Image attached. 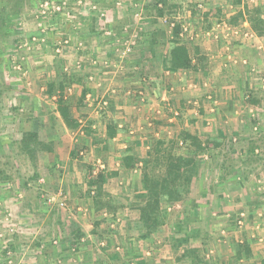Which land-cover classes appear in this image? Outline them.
Returning <instances> with one entry per match:
<instances>
[{
  "label": "rangeland",
  "instance_id": "374dc122",
  "mask_svg": "<svg viewBox=\"0 0 264 264\" xmlns=\"http://www.w3.org/2000/svg\"><path fill=\"white\" fill-rule=\"evenodd\" d=\"M161 1L26 0L18 14L9 6V38L0 41V259L12 228L39 231L37 239L19 241L20 250L40 248L43 261L48 256L52 264L62 259L54 260L55 254L72 249L82 258L88 251L87 264H188L183 250L201 249L203 241L206 264H264V34H256L246 19L229 22L247 4L264 18V0ZM216 7L222 13L207 16ZM174 41L187 48L193 64L201 56L206 63L196 70L166 69ZM89 67L98 74L94 81L83 77ZM148 89L157 90L158 98ZM60 95L73 108L71 120L82 125L74 140L56 122L54 129L41 128V116L53 118ZM41 106L48 107L45 114ZM114 120H121V128ZM93 124L105 127L103 132L89 128ZM36 130L40 137L30 138ZM95 130L98 137L91 136ZM117 132L125 135L117 145L85 144ZM182 134L197 138L202 153L190 141V149L182 144ZM157 142H176L175 153L195 162L197 172L181 199H163L161 226L142 239L138 207L146 197L139 171ZM126 150L138 159L127 172L116 166ZM98 164L108 174L103 189L117 207L113 215L94 213L87 192L88 172ZM7 201H36L40 208L9 212ZM19 209L28 218L23 224H16ZM6 216L10 225L2 221ZM186 233L189 244L177 245ZM245 245L246 254L235 256Z\"/></svg>",
  "mask_w": 264,
  "mask_h": 264
},
{
  "label": "trees",
  "instance_id": "16d2710c",
  "mask_svg": "<svg viewBox=\"0 0 264 264\" xmlns=\"http://www.w3.org/2000/svg\"><path fill=\"white\" fill-rule=\"evenodd\" d=\"M24 1V2H23ZM26 0H0V41H5L9 38L8 30V14L11 12L9 6L13 5V13L18 14L20 8H22L23 3ZM163 3V0L161 1ZM240 0H235L234 4H239ZM213 11V12H212ZM221 10L216 7L215 9L207 10V16L217 15ZM222 13V12H221ZM159 15H162L159 13ZM246 19L250 24L251 29L258 35L264 34V18H261V10L258 7L252 5H245L243 12H237L231 17L230 23L236 24L239 19ZM177 35V32H176ZM172 47L168 53V57L165 60V68L170 71H186V70H196L200 63L205 62L206 58L201 56L198 62L192 63V59L188 53L187 48L179 44V42H172ZM196 52H199L196 49ZM52 84L48 86V90H52ZM60 90L63 89V85H59ZM51 94V92H50ZM57 110L64 121L65 125L69 129H75L77 124L71 120L69 116V108L63 101V96H59L57 99ZM114 134V132H112ZM111 134L109 137H112ZM30 138L36 137V134H30ZM182 144H185L189 149L190 145L187 143L190 141L195 148V152L202 153L203 149L197 138L190 134L181 135ZM174 143V142H173ZM172 146L164 144V142H157L151 148L146 159L142 160V167H140V181L142 189L145 192V202L141 204L139 209V221L144 227L145 234H142V239L149 238L156 228L161 226L163 222V215L161 211V202L165 198L168 202H175L182 198L184 193L189 188L192 178L195 176L197 170L195 167V162L184 158L182 154L175 153V147H177L176 142ZM251 148V152H253ZM125 154L120 158V170L131 171L136 169L138 164V159L129 154L126 150ZM263 157V154H257ZM92 168H90L88 175V195H92L93 200V212L94 213H105L113 215L117 207L114 201L109 198L108 194L104 192L103 186L107 182L108 174L103 170H99L95 175L92 173ZM105 170V169H104ZM157 170V174L154 171ZM115 174V173H114ZM165 200V201H166ZM95 225H99L95 222ZM177 231L181 232L182 226L176 225ZM184 230H182L183 232ZM194 236V235H193ZM197 236V235H196ZM195 236V237H196ZM190 234H184L183 238H180L176 243L177 245H188L191 239ZM194 238V237H193ZM204 241L201 243L200 248H187L183 250L181 258L188 264H206L204 259ZM247 245L245 247L240 246L239 250L236 252L235 256H242L246 254ZM179 260V259H178ZM213 264H224L222 262L214 261Z\"/></svg>",
  "mask_w": 264,
  "mask_h": 264
},
{
  "label": "crops",
  "instance_id": "0c3cea01",
  "mask_svg": "<svg viewBox=\"0 0 264 264\" xmlns=\"http://www.w3.org/2000/svg\"><path fill=\"white\" fill-rule=\"evenodd\" d=\"M217 1H220V0H217ZM92 36H95V35H92ZM91 40H94L92 37L90 38ZM95 42H96V40H95ZM144 60L146 59L147 60V58H146V56L143 58ZM138 61H140V58H138ZM102 63V62H101ZM221 63V62H220ZM94 71V72H93ZM88 73V74H87ZM86 74H84V76L83 77H85V80H86V78L88 79V80H90V81H94V76H96V75H98V74H96L95 73V69L93 68V67H89L88 68V72H87ZM166 75H169V73L168 72H166ZM173 76V75H172ZM167 77H169L170 79H172V77H171V75L170 76H165V80H167L166 78ZM101 79L103 80V81H105L106 82V79H103V77H101ZM95 81H99L98 80V77L95 79ZM188 82L190 81V83L191 82H196L195 81V79H191V80H187ZM171 82V81H170ZM73 84H75V83H73ZM94 83H92V85H93ZM199 84L201 85V82H199ZM198 86V85H197ZM90 87H91V85H90ZM199 88H200V86H198ZM210 87H212V85L210 84ZM170 90H173V87H172V89H170ZM90 90H88V92H89ZM151 91H152V94H151ZM134 93H137V92H133L132 94H134ZM90 94L92 95V98H93V96H94V91L93 90H91L90 91ZM131 94V95H132ZM138 95H139V92L137 93ZM148 94H149V96H151L152 98H158V92H157V90H150V89H148ZM151 94V95H150ZM217 95H219V96H221V90H218V93H216ZM91 95H87L88 97L89 96H91ZM216 96V95H215ZM150 97V98H151ZM52 98H54V97H52ZM171 99V98H170ZM168 106H169V104H168ZM135 107V106H134ZM133 107V108H134ZM45 109H48V107H46V106H41V108H40V110H39V113H44L45 114ZM57 108H54L53 109V107H52V115H53V118L52 117H49V116H47V115H44V116H41L42 117V119H43V125H44V127H41V128H45V129H49L50 128V130H51V128H53L51 125H53L54 124V122H56V124H57V126L59 127V128H61L60 126H62V128H64L66 131L67 130H69L70 131V133H69V136H70V139L71 140H74V138H75V136H77V134H78V131L80 130V128L82 127V125H80L78 128H76V129H69L66 125H65V123H64V121L62 120V118H61V116H60V114H59V112H58V110H56ZM217 110V112H218V109H216ZM69 111H70V114H69V116H70V118H72L73 116H72V112H73V108H72V110H71V107H70V109H69ZM88 111H91V115H94L93 113H94V111L92 112V109L91 110H88ZM146 111V110H145ZM169 111H171V109H169ZM159 115V114H158ZM108 117H110V114L108 113ZM39 118H40V116H39ZM115 119H120V116H116V118ZM121 121V120H120ZM119 120H114L113 122L115 123L116 122V125L118 124V128H121V124L119 123L120 122ZM76 124H77V122H76ZM39 125H40V123H39ZM220 125V127H219V133L220 134H222V135H219V136H224V131L225 130H223V129H225L223 126H222V124H219ZM225 125V124H224ZM38 127V126H37ZM91 127V129H99V130H102L101 132H103V128H105V127H103V126H96L95 124H93L92 126H89V128ZM221 127H222V129H221ZM38 128H40V127H38ZM54 129V128H53ZM74 130V131H73ZM35 132V134L37 135V137H40V135H39V132L36 130V131H34ZM96 132H98V131H94V133H92V137H98L99 135V133L98 134H96ZM122 133H123V131H122ZM226 134V133H225ZM49 135H52V140H54V136L53 135H55V134H53V132H49ZM74 136V137H73ZM101 137H104V135H103V133H102V135H100ZM125 136V135H124ZM123 136V134H121V133H119V132H117V135L115 134V135H113L112 137H106L104 140L103 139H101V140H99V141H97L96 140V138H93V139H91V140H88L87 138H85V139H87V140H85V144L86 145H88V143H89V145H92L93 143H94V141H95V144H98V143H100V144H107L108 146L109 145H117V143H120L121 142V139L124 137ZM48 137V136H47ZM72 137V138H71ZM48 139H50L49 137H48ZM222 139V138H221ZM43 141H45V138L43 139ZM78 141H80V139H78L77 140V143H78ZM216 141V140H215ZM234 142L236 141V140H233ZM47 142L49 143L50 142V140H47ZM46 142V143H47ZM74 142V141H73ZM216 142H218V141H216ZM43 143H45V142H43ZM221 143V142H220ZM125 145H124V143L122 144V146L120 145V147H124ZM71 150L68 152V155H67V159H71ZM56 155H57V153H56ZM123 156V155H122ZM122 156H117L118 158H119V161L116 163V166L118 167L117 168V170L119 169V167H120V158L122 157ZM75 162H76V160H74ZM78 165L79 166H81L80 167V169H75L76 171H77V174L78 175H80V173L83 171V165H82V163L79 161V163H78ZM76 174V175H77ZM40 181H42V180H38V182L40 183ZM62 182V181H61ZM61 186V185H60ZM106 186V185H105ZM262 189H264V188H262ZM50 190V189H49ZM22 195L19 193V197H21ZM18 197V196H17ZM18 198H16V200H17ZM3 202L6 200V198H4V199H1ZM36 202V201H35ZM35 202H31V201H25L24 202V206L22 205V202L21 203H19V201H16L15 203L13 202V201H11V202H9V201H7L6 203H5V207H6V209H8V211L9 212H14V209H18V207L20 206L21 208H23V209H25V208H27V209H30L31 211H33V209H35L36 207H38V208H40V204L39 203H37V205L38 206H36V203ZM2 208H3V206H2ZM88 208L90 209V207L88 206ZM87 208V209H88ZM81 208H78V210H80ZM88 209V210H89ZM7 211V212H8ZM17 212V211H16ZM4 214H6L5 212H3ZM103 215H105V216H107V214H103ZM15 217H17V223L16 224H19V223H21V224H23V222H24V220H26V219H28V218H26V216H25V214L22 212V209H19V211L15 214ZM11 220H12V218H11ZM3 221V220H2ZM36 221L37 220H35V223H36ZM26 222V221H25ZM26 224V223H25ZM7 229L9 228V226L8 225H4ZM3 226V227H4ZM40 230V229H39ZM9 235V234H8ZM12 235V238H10L9 239V244H10V248L13 250V252L15 253V258H14V262H15V264H52L51 262H50V259H49V257L47 256L46 257V261H43L44 260V256H43V253H42V251L40 252V248L39 249H37L35 252H29L28 250L29 249H27V250H20V248H23L24 246H22L21 244H19L18 242L19 241H21L22 239H23V241H26V242H28L30 239H33V237H34V239H37L38 237H40V232L39 231H36L35 232V234L33 235V234H29V233H26V232H21V231H17L16 230V232L14 233V234H11ZM16 239V240H15ZM264 250V249H263ZM42 253V254H41ZM55 254V253H54ZM53 254V255H54ZM84 254H85V256H84ZM84 254H83V258L79 255V254H77L76 252H75V249H72V251H70V252H68V254H64L63 256H57V254H55L54 255V260H56V259H58L59 257L60 258H62V259H58V263L59 264H82L83 262H84V257H85V264H87L88 263V251H85L84 252ZM63 258H64V260H63ZM0 263H2V261H1V259H0ZM54 263H55V261H54ZM55 264H57V263H55Z\"/></svg>",
  "mask_w": 264,
  "mask_h": 264
},
{
  "label": "built area",
  "instance_id": "2783aa9c",
  "mask_svg": "<svg viewBox=\"0 0 264 264\" xmlns=\"http://www.w3.org/2000/svg\"><path fill=\"white\" fill-rule=\"evenodd\" d=\"M251 1H253V0H251ZM44 6H47V3H45V5ZM56 9H58V7L56 8ZM42 13H44V12H42ZM228 29H232L231 28V26H228ZM33 40H35V38H32ZM262 83H263V89H264V78H262ZM158 113V112H157ZM174 114L175 115H177V113H175L174 112ZM255 153L256 154H261V152H260V150H255ZM99 169L100 170H104L105 169V167L103 166V164H98V168L97 169H93L92 170V173L95 175L98 171H99ZM52 201H54V199L53 198H48L47 200H46V202L47 203H52ZM59 207H64V203L63 202H59ZM263 214H264V208H263ZM240 219L241 218H243L244 217V214H240ZM3 222H5L6 224L8 223V225H10L9 224V222H10V220H9V217H4L3 218ZM241 223V221H239V224ZM10 228V227H9ZM9 231L13 234L14 232V230L12 229V228H10L9 229ZM4 235L5 234H3V233H0V242H1V240H4V239H2L3 237H4ZM2 243V242H1ZM55 243V242H54ZM1 246V245H0ZM1 248V247H0ZM2 257H1V261H2V263H0V264H15V262H14V258H15V255L13 254L14 252H13V250L10 248V247H8V246H4L3 247V249H2Z\"/></svg>",
  "mask_w": 264,
  "mask_h": 264
}]
</instances>
